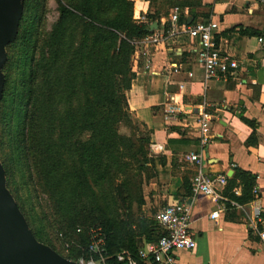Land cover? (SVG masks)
Masks as SVG:
<instances>
[{
	"label": "crops",
	"instance_id": "0c3cea01",
	"mask_svg": "<svg viewBox=\"0 0 264 264\" xmlns=\"http://www.w3.org/2000/svg\"><path fill=\"white\" fill-rule=\"evenodd\" d=\"M129 1L135 21L156 25L153 32L170 31L176 36L154 49L150 68L145 66L146 55L134 56L135 78L126 92L130 113L150 132L155 168L144 202L133 204L136 208L132 212L144 220L145 232L137 239L138 248L157 242L163 233L157 214L180 201L191 206V232L196 240L195 249L173 253L181 263L264 264L259 237L249 228L252 203L264 207V42H259L264 41V0ZM176 6L181 9L182 22L219 24L220 45L239 63L233 75L213 80L205 88L203 66L196 62L197 45L180 34V25L173 27L170 22ZM171 66H178L181 73L174 74ZM188 72L194 73L193 79L187 77ZM204 106L212 115L211 140L200 168L187 157L202 150L195 118ZM183 111L189 114L185 117ZM255 129L259 141L248 145ZM232 166L255 175L258 194L253 190V200L241 204L243 209L226 208L218 213L216 223L211 215L217 204L195 194L192 181L200 168L212 180L227 176L229 184L236 175ZM236 185L239 195L234 190L233 194L240 198L243 185L239 181ZM227 186L214 185L221 196L233 200L226 194ZM149 259L152 261L151 255Z\"/></svg>",
	"mask_w": 264,
	"mask_h": 264
},
{
	"label": "trees",
	"instance_id": "16d2710c",
	"mask_svg": "<svg viewBox=\"0 0 264 264\" xmlns=\"http://www.w3.org/2000/svg\"><path fill=\"white\" fill-rule=\"evenodd\" d=\"M58 13L50 30L44 26L39 30L32 51L31 71L23 89L26 104L21 147L31 165H47L50 182L58 187L56 197L52 194L49 199L54 218L51 226L64 235L65 241L73 243L66 256L59 255L75 263L99 260L89 250L92 240L88 234L91 228L99 227L106 238L107 263L123 264L116 256L124 250L137 256L144 220L132 222L130 218L121 230L108 218L106 208L90 198L92 191L84 176L92 174L85 169L89 162L94 164L91 169L100 173L111 159L104 150L110 146L107 141L116 123L114 116L129 110L126 92L135 78V44L151 34L150 23L133 19V3L129 0H70L59 4ZM150 138L149 132V143ZM257 141L255 129L247 144ZM97 145L101 148L96 149ZM96 155L99 162L94 161ZM235 171L226 194L247 204L253 200L256 177L240 169ZM237 181L244 189L240 198L233 194ZM127 196L123 192V200ZM79 229L82 233L77 232Z\"/></svg>",
	"mask_w": 264,
	"mask_h": 264
},
{
	"label": "rangeland",
	"instance_id": "374dc122",
	"mask_svg": "<svg viewBox=\"0 0 264 264\" xmlns=\"http://www.w3.org/2000/svg\"><path fill=\"white\" fill-rule=\"evenodd\" d=\"M69 1H22L24 16L16 39L4 47L6 62L0 72L3 83L0 98V166L4 189L37 242L63 256L66 252L59 238L60 233L51 226L54 218L49 201L52 194L56 197L58 187L50 182L47 165L38 167L36 162L31 165L26 159L20 138L26 104L23 89L29 79L37 34L43 26L48 30L52 28L59 17V4ZM114 117V130L107 141L110 146L104 150L111 159L102 166L101 171H105L100 173L91 169L93 162L86 164L85 169L89 168L92 174H86L84 179L92 191L90 198L98 201L101 208L105 207L108 218L123 230L130 218L132 222L140 219L138 213L132 211L136 208L135 203L140 206L144 202V193L155 177V168L152 142H147L149 131L128 109ZM87 137L84 136L85 139ZM100 148L101 145L96 146V149ZM94 161L99 162V155L94 157ZM123 192L128 194L127 200H123ZM102 196L108 197L102 200Z\"/></svg>",
	"mask_w": 264,
	"mask_h": 264
},
{
	"label": "built area",
	"instance_id": "2783aa9c",
	"mask_svg": "<svg viewBox=\"0 0 264 264\" xmlns=\"http://www.w3.org/2000/svg\"><path fill=\"white\" fill-rule=\"evenodd\" d=\"M181 9L176 6L173 8L170 22L173 27L180 25V34L187 37L195 45L196 62L201 64L204 69V85L213 80H226L228 76L233 75L239 69L238 61L227 53L220 45L218 40L219 24L214 21H199L196 23H189L188 21L181 22ZM135 44L136 57L146 55L145 66L150 68L151 56L155 48L169 39L176 37L174 33L168 32H153ZM263 43V39H259ZM134 55V56H135ZM174 74L181 73L178 66H171ZM189 79L194 78L193 72H188ZM181 115L189 114V111H183ZM212 122V115L208 112L207 107L204 106L195 118V124L198 127L202 150L198 153H192L187 157L191 163L198 165L201 168L204 159V149L210 143V124ZM199 168L193 178V187L195 194H203L209 197L215 204H217V211L211 215V220L217 223L218 213L226 208L243 209L244 205L237 201L228 200L221 196L215 189V183L221 186L228 185V177L222 175L216 180H212L208 175L204 174ZM235 169V166H232ZM234 194L239 195V190L235 189ZM254 194L258 191L255 189ZM191 206L186 202L176 201L168 204L156 216L158 225L163 229L161 237L156 243L146 247L140 248L138 254L134 257L127 251H122L116 258L118 262L123 264H183L176 259L173 253L176 250H193L196 247V240L194 234L191 232ZM249 228L257 234L262 250L264 251V207L259 204L252 203V214L249 220ZM82 233V229L77 231ZM91 238V245L89 250L98 255L99 260L91 259L86 264H108L105 257V236L101 228H91L88 230ZM62 245L67 252L73 243L65 241L64 235L59 234ZM80 247V245H79ZM151 255L152 261L149 259ZM79 264H85L84 260H80ZM211 264V263H206Z\"/></svg>",
	"mask_w": 264,
	"mask_h": 264
},
{
	"label": "water",
	"instance_id": "95a60500",
	"mask_svg": "<svg viewBox=\"0 0 264 264\" xmlns=\"http://www.w3.org/2000/svg\"><path fill=\"white\" fill-rule=\"evenodd\" d=\"M22 16L21 0H0V68L6 61L4 47L15 39ZM155 27L156 25H152L150 31ZM2 90L3 83L0 78V98ZM0 264H79L39 244L32 236L4 189L1 166Z\"/></svg>",
	"mask_w": 264,
	"mask_h": 264
}]
</instances>
